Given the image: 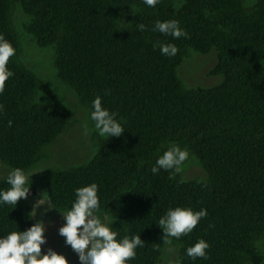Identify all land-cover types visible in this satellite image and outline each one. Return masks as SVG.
Returning <instances> with one entry per match:
<instances>
[{
  "label": "trees",
  "instance_id": "16d2710c",
  "mask_svg": "<svg viewBox=\"0 0 264 264\" xmlns=\"http://www.w3.org/2000/svg\"><path fill=\"white\" fill-rule=\"evenodd\" d=\"M16 5L37 46L54 48L58 80L90 118L100 96L125 129L102 138L87 163L43 171L52 211H70L75 190L95 183L102 223L118 240L140 235L144 241L127 264H161L167 244L160 218L177 207L206 209L191 233L171 238L179 264H264L256 247L264 236V0H158L155 7L144 0H0V36L15 49L7 65L14 75L0 94V162L27 172L73 115L24 64ZM158 20L178 21L188 37L155 31ZM157 41L174 44L178 53L162 55ZM212 50L218 63L210 76L222 82L189 88L178 77L180 66L192 53ZM173 144L200 163L205 180H187L184 170L152 173ZM10 187L0 180V192ZM34 224L21 199L16 207L0 203V238ZM201 239L210 245L208 258L192 259L187 249Z\"/></svg>",
  "mask_w": 264,
  "mask_h": 264
},
{
  "label": "clouds",
  "instance_id": "9594fccd",
  "mask_svg": "<svg viewBox=\"0 0 264 264\" xmlns=\"http://www.w3.org/2000/svg\"><path fill=\"white\" fill-rule=\"evenodd\" d=\"M149 7H155L158 0H144ZM138 30L145 31L143 23L137 25ZM154 30L173 38L188 37V33L181 29L176 20L156 21ZM156 47L161 54L174 57L178 48L174 44H161L157 41ZM15 55V49L3 36H0V94L5 90L6 81L14 74L8 70L10 58ZM93 111L91 120L101 137H120L125 129L116 120L117 113H110L102 107V98L97 96L92 102ZM3 106L0 105V110ZM12 126V121H8ZM189 158L187 149L178 145H171L161 155L155 166L151 168L153 174L161 169L170 171L173 176L183 171L182 165ZM34 174V173H33ZM32 174V175H33ZM28 177L20 169L12 170L7 176L8 190L0 192V203L16 207L21 198L27 199L30 187H26ZM183 181L181 180V183ZM98 185L77 188L76 199L70 211L61 212L66 223L60 227L59 234L65 238L66 245L78 254L81 264H127V261L136 256L137 247H143L144 241L140 235L132 238L125 236L117 239V233L102 223L96 213L100 210V200L97 195ZM206 209L193 211L191 208L169 209L165 216L160 218L158 226L163 229V243L171 244V238L187 235L193 231L202 218L207 217ZM45 225L38 222L27 231H12L6 237L0 238V264H69L67 258L56 251L49 249L42 254V245L46 243ZM210 245L200 240L187 249V255L192 259H207L206 250Z\"/></svg>",
  "mask_w": 264,
  "mask_h": 264
},
{
  "label": "rangeland",
  "instance_id": "374dc122",
  "mask_svg": "<svg viewBox=\"0 0 264 264\" xmlns=\"http://www.w3.org/2000/svg\"><path fill=\"white\" fill-rule=\"evenodd\" d=\"M256 1L254 0V2ZM27 20L28 18L20 5H16L14 27L22 44L23 62L56 92L73 116L67 130L53 144L44 148V159L33 169L24 172L28 177L26 187H30V189L27 199L21 198L23 211L26 219L32 220L35 224L43 222L45 225L46 243L42 245V254H47L48 250L52 249L65 256L69 264H81L78 254L72 250L71 246L66 245L65 238L59 234L60 227L66 221L62 214L52 211L42 175L43 171L48 168H71L87 163L96 154L100 140L104 137L98 134L89 111L79 103L76 93L58 80L54 67V48H39L34 38L25 32L24 24ZM217 63L216 50H212L207 55L192 53L180 66L178 77L189 88L218 86L222 82V77L210 76L211 70L216 67ZM49 102L47 103L49 104ZM12 170L0 162V180L6 179ZM183 170L187 180H205L207 178L206 172L194 158L188 160ZM256 247L264 254V236L256 243ZM178 254V246L167 244L160 263L179 264Z\"/></svg>",
  "mask_w": 264,
  "mask_h": 264
}]
</instances>
